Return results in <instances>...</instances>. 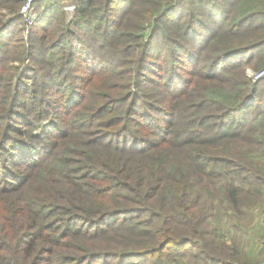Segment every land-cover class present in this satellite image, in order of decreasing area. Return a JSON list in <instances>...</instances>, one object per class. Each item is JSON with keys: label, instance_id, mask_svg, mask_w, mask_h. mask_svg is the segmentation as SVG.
I'll return each instance as SVG.
<instances>
[{"label": "trees", "instance_id": "obj_1", "mask_svg": "<svg viewBox=\"0 0 264 264\" xmlns=\"http://www.w3.org/2000/svg\"><path fill=\"white\" fill-rule=\"evenodd\" d=\"M22 1L0 22V264L258 263L264 0H73L27 37Z\"/></svg>", "mask_w": 264, "mask_h": 264}, {"label": "rangeland", "instance_id": "obj_2", "mask_svg": "<svg viewBox=\"0 0 264 264\" xmlns=\"http://www.w3.org/2000/svg\"><path fill=\"white\" fill-rule=\"evenodd\" d=\"M29 0H23L20 4L16 12L21 16L22 20L20 25L23 27V33L24 37H27V34L29 33V28L32 26V24L38 19L40 13H42V9L44 10L49 9L51 6H53V15L57 16L61 13L62 17L64 18L65 22H69L72 20L74 11H75V3L73 0H34L29 3V7L26 8V5ZM248 1V0H246ZM245 0L243 1L246 2ZM263 1V0H261ZM145 2V1H144ZM256 3V2H255ZM259 4H262L261 2H258ZM241 3L239 2L238 5ZM263 10H264V2L262 4ZM10 3L7 2V0H0V22H6L10 17H12V12L10 10ZM145 11L144 15H146V11H148L149 6L148 4L144 5ZM15 7V6H14ZM239 8V6H237ZM142 10V9H141ZM29 16H34L33 22L30 24L27 23V20L29 19ZM143 25H146L143 24ZM141 25V26H143ZM259 32H252V35H246L244 39L246 43H248L250 40H255L254 37L258 36ZM243 39V40H244ZM244 42V43H245ZM243 43V44H244ZM239 38H234L230 40V43L227 44L228 47H231L233 45H240ZM251 66H249L244 73V78L248 79L251 82H257L261 81L262 88L264 89V66H258V57L253 59ZM255 66H258V69H255ZM259 74V78L257 80L253 79V76ZM8 74H6L7 76ZM242 74L236 73L234 74L233 78H237V80H241ZM109 84L108 82H104L103 80L97 84V88L93 91L99 93L102 90L100 88L103 85ZM227 86H230V83H227ZM259 211H255L252 214L248 215L244 218V221L246 223H251L250 229H252V232L247 234L244 239L245 243V252H242V255L244 256L249 251H251V255L255 258L260 259L258 263L255 262V264H261L264 259V212L262 215H258ZM257 244L262 246L261 247V255L256 254V251H254L255 247H257ZM170 264H195L194 261H192L189 257V254L183 256H173Z\"/></svg>", "mask_w": 264, "mask_h": 264}, {"label": "built area", "instance_id": "obj_3", "mask_svg": "<svg viewBox=\"0 0 264 264\" xmlns=\"http://www.w3.org/2000/svg\"><path fill=\"white\" fill-rule=\"evenodd\" d=\"M32 1H34V0H29L28 1L27 5H26V8L29 7V3L32 2ZM33 20H34V16H29V19L27 20V23L31 25V23L33 22ZM258 78H259V74L253 76V79L254 80H257Z\"/></svg>", "mask_w": 264, "mask_h": 264}, {"label": "crops", "instance_id": "obj_4", "mask_svg": "<svg viewBox=\"0 0 264 264\" xmlns=\"http://www.w3.org/2000/svg\"><path fill=\"white\" fill-rule=\"evenodd\" d=\"M259 247V246H257ZM261 250V249H260ZM261 252L260 251H256V254H260ZM251 257H254V256H251ZM264 260V259H263Z\"/></svg>", "mask_w": 264, "mask_h": 264}]
</instances>
